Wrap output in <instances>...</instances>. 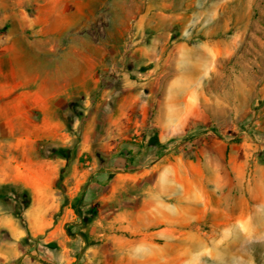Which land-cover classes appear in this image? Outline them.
Wrapping results in <instances>:
<instances>
[{"label": "crops", "instance_id": "0c3cea01", "mask_svg": "<svg viewBox=\"0 0 264 264\" xmlns=\"http://www.w3.org/2000/svg\"><path fill=\"white\" fill-rule=\"evenodd\" d=\"M91 18L89 0H0V136H14L20 129L16 121L37 127L52 120L55 124L46 126L51 137L40 131L29 138L46 156L75 134L83 138L81 143L96 142V156H90L91 145H69L64 161L41 162L63 167L70 219H80L85 211L91 216L86 229L101 236L99 247L105 249L97 263L185 264L186 247L216 249L227 238L229 247L249 237L264 242V144L256 145L257 153H263L253 157L254 151L244 146L246 139L225 142L223 148L209 134L198 145L193 144L197 139L173 140L202 121L195 99V116L171 113L154 120L147 119L144 103L141 115L134 114L138 98L130 97L132 91L110 99L104 87L93 109L87 98L74 102V96L87 97L89 69L74 63V57L89 55L79 30ZM73 71L84 74L81 80L73 82ZM130 99L132 106H127ZM89 109L107 119V126L92 133L65 127L86 117ZM261 120L258 136H264V115ZM154 137L156 142L149 143ZM250 162L254 175L248 172ZM51 207L49 202L40 214ZM192 223L196 228L208 223L219 229L221 238L210 239L212 233L205 236L198 229L186 235ZM234 231L240 239L233 240ZM20 257L21 264H43L32 256ZM195 260L191 257L189 263Z\"/></svg>", "mask_w": 264, "mask_h": 264}, {"label": "rangeland", "instance_id": "374dc122", "mask_svg": "<svg viewBox=\"0 0 264 264\" xmlns=\"http://www.w3.org/2000/svg\"><path fill=\"white\" fill-rule=\"evenodd\" d=\"M89 6L90 23L79 30L89 55L74 57V63L89 69L88 92L84 98L74 96V102L87 98L93 109L104 87L110 99L132 91L130 97L138 98L134 114L141 115L144 103L147 119L154 120L171 113L195 116V99L202 121L173 140L197 139L193 144L198 145L207 142L209 134L223 148L225 142L246 139L244 146L254 151L253 157L263 153L254 148L264 144V136L256 132L263 127L264 115V0H89ZM82 75L73 71V82ZM131 103L128 100L127 106ZM90 109L89 115L65 127L92 133L107 126V119ZM55 122L36 127L16 121L20 129L14 136H0V264H21L16 263L20 256L31 255L52 264H98L102 259L101 236L86 229L91 216L85 211L80 219H70L63 167L41 162L64 161L69 145H91L90 156H96L97 144L81 143L83 138L75 134L46 156L29 138L40 131L51 137L46 126ZM216 153L220 156V148ZM253 165L248 167L251 175L256 174ZM49 202L52 207L42 216L40 209ZM255 202L250 201V208ZM196 224H187L186 235L198 229L205 236L212 233L210 239L221 238L219 229ZM233 235V240L240 239L237 232ZM229 239L216 249L198 247L197 252L186 247L185 264H264V242L249 237L229 247ZM109 256L112 259V252ZM191 257L194 263H189Z\"/></svg>", "mask_w": 264, "mask_h": 264}, {"label": "trees", "instance_id": "16d2710c", "mask_svg": "<svg viewBox=\"0 0 264 264\" xmlns=\"http://www.w3.org/2000/svg\"><path fill=\"white\" fill-rule=\"evenodd\" d=\"M155 142H156L155 137L149 140V143H155ZM91 212L94 214V212H95L94 209ZM42 263L43 264H52V263H48L46 261H42Z\"/></svg>", "mask_w": 264, "mask_h": 264}, {"label": "water", "instance_id": "95a60500", "mask_svg": "<svg viewBox=\"0 0 264 264\" xmlns=\"http://www.w3.org/2000/svg\"><path fill=\"white\" fill-rule=\"evenodd\" d=\"M32 256V255H31ZM21 257H19L17 260H16V263H18L20 261Z\"/></svg>", "mask_w": 264, "mask_h": 264}]
</instances>
